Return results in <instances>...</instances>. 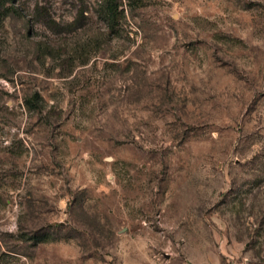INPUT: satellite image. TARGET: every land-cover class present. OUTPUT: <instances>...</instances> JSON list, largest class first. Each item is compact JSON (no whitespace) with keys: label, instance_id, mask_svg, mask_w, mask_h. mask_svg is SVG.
Masks as SVG:
<instances>
[{"label":"rangeland","instance_id":"374dc122","mask_svg":"<svg viewBox=\"0 0 264 264\" xmlns=\"http://www.w3.org/2000/svg\"><path fill=\"white\" fill-rule=\"evenodd\" d=\"M0 264H264V0H0Z\"/></svg>","mask_w":264,"mask_h":264}]
</instances>
